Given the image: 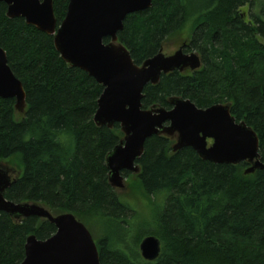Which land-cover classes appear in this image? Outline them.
I'll use <instances>...</instances> for the list:
<instances>
[{"label":"trees","instance_id":"1","mask_svg":"<svg viewBox=\"0 0 264 264\" xmlns=\"http://www.w3.org/2000/svg\"><path fill=\"white\" fill-rule=\"evenodd\" d=\"M67 4L53 1L57 25ZM184 31V51L197 53L201 66L146 84L142 107L169 109L172 96L199 108L229 103L235 119L257 134L264 164V0H152L126 15L118 40L139 65ZM0 47L25 91L22 112L13 98L0 97V161L14 160L20 170L6 199L74 214L90 231L100 264H264L262 169L244 173L245 161L214 163L191 147L173 151L168 136L148 137L130 185L148 203V220L137 222L131 237L137 212L109 184L105 163L122 132L117 123L108 128L93 120L103 86L67 64L52 35L6 16L3 2ZM55 230L47 219L14 220L0 211V264H19L27 236L45 239ZM147 235L160 240L151 261L138 247Z\"/></svg>","mask_w":264,"mask_h":264},{"label":"water","instance_id":"2","mask_svg":"<svg viewBox=\"0 0 264 264\" xmlns=\"http://www.w3.org/2000/svg\"><path fill=\"white\" fill-rule=\"evenodd\" d=\"M54 0H0L6 16L21 17L27 24L52 35L56 50L70 66L77 67L103 86L93 120L98 126L112 128L119 124L122 137L105 157L108 182L116 190L125 187L123 172L137 174L136 160L145 140L152 135L172 139L173 151L191 147L200 158L214 163L249 165L244 173L264 171L258 158V137L243 120H236L229 103L205 108L181 96L169 98L170 108L157 105L143 108L141 99L146 84H156L161 74L173 70H195L201 60L195 52H185L182 44L173 54L161 49L141 64L132 60L128 49L119 42L127 14L145 10L152 0H68L66 11L57 25ZM107 38V41L104 39ZM0 97L13 98L14 108H25V91L0 47ZM212 140L208 143V140ZM13 177L0 165V211L14 220L36 216L55 225V232L45 239L27 236L24 258L19 264H100L95 241L88 228L74 214H52L38 202H13L4 197ZM139 252L146 260L160 253V240L147 235L139 242Z\"/></svg>","mask_w":264,"mask_h":264},{"label":"rangeland","instance_id":"3","mask_svg":"<svg viewBox=\"0 0 264 264\" xmlns=\"http://www.w3.org/2000/svg\"><path fill=\"white\" fill-rule=\"evenodd\" d=\"M186 32L187 31H184L176 39H173V38L168 39L163 45V47L161 48L162 53L165 55L173 54L182 44L187 43L188 34H186ZM0 165L4 167L5 169H7L12 177L19 174L20 170L18 169L14 160L10 161L8 159V160L0 161ZM135 182H136L135 174L129 173V176L125 177V180H124L125 187L120 190L117 189V192L121 195V197L126 198L127 202L137 212L136 217L134 218L135 225H133L131 232H130L131 237H134L137 235V228L139 227L137 225V222H140L142 220H148V217L144 214V212L149 211V205L148 203L144 201V198L142 197L141 193L135 190V188H132V189L130 188L131 183H135ZM93 233L96 235L98 234L95 232V230L93 231Z\"/></svg>","mask_w":264,"mask_h":264},{"label":"flooded vegetation","instance_id":"4","mask_svg":"<svg viewBox=\"0 0 264 264\" xmlns=\"http://www.w3.org/2000/svg\"><path fill=\"white\" fill-rule=\"evenodd\" d=\"M183 50H184V49H183ZM211 141H212V140H210V139H209V140H208V143L210 144V143H211Z\"/></svg>","mask_w":264,"mask_h":264}]
</instances>
